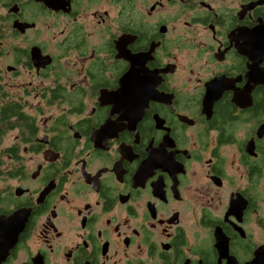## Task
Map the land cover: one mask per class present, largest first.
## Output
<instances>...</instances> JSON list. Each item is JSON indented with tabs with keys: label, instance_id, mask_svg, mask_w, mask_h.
Returning a JSON list of instances; mask_svg holds the SVG:
<instances>
[{
	"label": "flooded vegetation",
	"instance_id": "1",
	"mask_svg": "<svg viewBox=\"0 0 264 264\" xmlns=\"http://www.w3.org/2000/svg\"><path fill=\"white\" fill-rule=\"evenodd\" d=\"M14 214L0 264H264V0H0Z\"/></svg>",
	"mask_w": 264,
	"mask_h": 264
},
{
	"label": "water",
	"instance_id": "2",
	"mask_svg": "<svg viewBox=\"0 0 264 264\" xmlns=\"http://www.w3.org/2000/svg\"><path fill=\"white\" fill-rule=\"evenodd\" d=\"M16 215L10 217L0 216V259L3 258L7 249L13 244L19 225L16 223Z\"/></svg>",
	"mask_w": 264,
	"mask_h": 264
}]
</instances>
